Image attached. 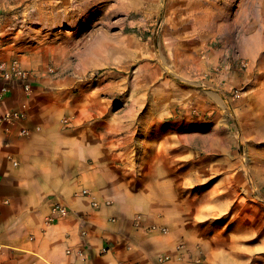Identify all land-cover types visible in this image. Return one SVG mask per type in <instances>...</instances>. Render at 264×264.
<instances>
[{"label":"rangeland","instance_id":"1","mask_svg":"<svg viewBox=\"0 0 264 264\" xmlns=\"http://www.w3.org/2000/svg\"><path fill=\"white\" fill-rule=\"evenodd\" d=\"M238 3L0 0L7 58L130 177L161 178L192 264H264V42L225 46Z\"/></svg>","mask_w":264,"mask_h":264},{"label":"crops","instance_id":"2","mask_svg":"<svg viewBox=\"0 0 264 264\" xmlns=\"http://www.w3.org/2000/svg\"><path fill=\"white\" fill-rule=\"evenodd\" d=\"M235 11L225 46L261 54L264 0H239ZM7 57L0 21V63ZM43 80L26 96L0 79V90L9 87L0 118L26 106L22 119L0 124V264H192L179 251L182 231L161 178L130 177L93 128L72 124L46 97Z\"/></svg>","mask_w":264,"mask_h":264},{"label":"built area","instance_id":"3","mask_svg":"<svg viewBox=\"0 0 264 264\" xmlns=\"http://www.w3.org/2000/svg\"><path fill=\"white\" fill-rule=\"evenodd\" d=\"M0 79L5 81L9 86L19 84L22 86L24 94L30 95L34 85L37 81V74L21 65L17 59H12L7 62L0 63ZM9 91V87L5 86L0 90V100L4 97L5 93ZM26 106H23V110L17 113H9L3 118H0V124L8 123L12 124L25 116ZM21 134H26V131H22ZM86 193V192H84ZM57 210L66 214L67 210L64 208H57Z\"/></svg>","mask_w":264,"mask_h":264},{"label":"bare ground","instance_id":"4","mask_svg":"<svg viewBox=\"0 0 264 264\" xmlns=\"http://www.w3.org/2000/svg\"><path fill=\"white\" fill-rule=\"evenodd\" d=\"M90 3V1L88 2V4Z\"/></svg>","mask_w":264,"mask_h":264}]
</instances>
